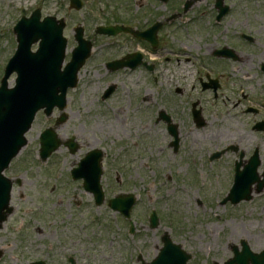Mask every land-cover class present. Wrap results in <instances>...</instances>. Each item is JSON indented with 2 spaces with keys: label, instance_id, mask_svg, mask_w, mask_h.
I'll return each instance as SVG.
<instances>
[{
  "label": "rangeland",
  "instance_id": "obj_1",
  "mask_svg": "<svg viewBox=\"0 0 264 264\" xmlns=\"http://www.w3.org/2000/svg\"><path fill=\"white\" fill-rule=\"evenodd\" d=\"M83 1V9L77 11L69 7V0H0V82L17 48L14 26L21 16H29L38 8L43 16L65 19V35L69 39L66 60L77 45L74 28L78 24L85 27L86 37L94 43L92 56L79 73L78 86L68 93V118L56 130L63 140L75 136L81 149L71 155L62 146L42 162L40 133L53 125L59 112L55 111L51 117L41 112L27 134V146L6 172L10 179H20V184H14L13 210L0 230V264H30L38 258L46 259L48 264H68L69 256L77 264H132L139 254L146 260L152 259L165 231L190 250L199 252L197 264H206L205 259L218 264L226 261L231 244L239 246L242 239L253 251H262L264 194L236 206L222 205L231 185L233 153L227 152L221 160H209L211 153L224 147L222 142L235 143L239 134H246L242 123L221 119L215 127H184L180 149L173 152L166 145L170 138L163 124L154 121L158 108L149 112L148 102L141 100L151 95L154 102L160 101V76L164 68L160 65L147 79L140 69L135 73L109 72L108 61L134 48L125 45L124 38L118 41L95 34L97 26L115 24L119 18L124 23L140 20L142 24L148 19H163L186 0H169L166 4L156 1V7L152 0ZM200 5L201 11L209 10V1ZM197 6L194 10H198ZM254 10L264 12L262 3ZM184 21L185 27L179 28L178 35L173 25L167 32L169 45L178 38L180 49L185 52L177 66L178 79H183L187 90L185 101L201 99L209 112L214 113L209 95L202 94L196 82L199 69L203 73L206 69L200 67L202 62L190 52H195L199 32L194 20ZM200 45L204 47V41ZM150 57L160 63L159 58ZM174 68L171 62L165 79H175L171 76ZM12 77L11 86L15 80ZM155 77L157 82L152 80ZM110 83H115L117 90L103 100V92ZM187 113L184 123L192 125ZM261 135H252L253 142L260 141ZM253 142L250 147L255 145ZM92 148L105 151L103 185L107 197L122 192L138 195L132 216L138 232L130 234L129 222L121 214L107 205L95 206L82 183L71 180V169ZM153 210L160 216L156 229L146 227ZM211 261L209 264H213Z\"/></svg>",
  "mask_w": 264,
  "mask_h": 264
},
{
  "label": "flooded vegetation",
  "instance_id": "obj_2",
  "mask_svg": "<svg viewBox=\"0 0 264 264\" xmlns=\"http://www.w3.org/2000/svg\"><path fill=\"white\" fill-rule=\"evenodd\" d=\"M158 1L163 4L169 2V0ZM205 1H209L208 11H201L200 3L203 0H196L187 3L188 11L178 4L175 11L160 20L149 21L148 19L142 24L140 20L136 19L137 21L132 23H123L140 32L151 29L150 36L155 40L125 33L112 38L118 41L124 38V44L134 48L130 51L133 54L138 50L143 52L136 60L134 69L124 70L135 73L140 69L144 72V79H147L160 65L164 68L165 72L160 76L162 80L160 101L154 102L151 95L143 96L142 101L148 102L149 112L158 108V116L154 121L163 124L164 130L170 138L166 145L171 147L173 152L177 153L180 149L184 127L189 126L190 129L212 127V125L215 127L221 119H236L237 123H242L246 134L243 136L239 134L235 143H221L227 152L233 153L231 155L233 167L229 172L234 178L237 168L243 170L245 167L256 166L255 156H258L255 172L259 176L264 169V12H257L254 9L259 7L260 2L264 7V0ZM153 5L156 7V2ZM196 5H198V10H194ZM145 12L147 13V10ZM185 19L194 20L199 32L195 41L198 44L194 48L195 52H190L199 59V62H202L200 67L206 69L204 73L201 70L198 71L197 80L201 86L200 92L208 93L214 113L209 112L201 99H192L186 102L187 90L184 88L183 79H178L177 66L182 60L181 55L185 52L180 49L181 41L178 38H175L172 45H169L167 31L173 25L175 35H178L179 28L185 27ZM179 20L181 22H176ZM156 24L161 25L153 27ZM203 41L204 47L200 45ZM151 55L159 58L160 63L152 61ZM118 58L119 56L114 60ZM171 62L175 64L171 75L175 79H165L164 75L168 73ZM152 80L157 82L158 78L155 77ZM186 113L192 125L184 123ZM213 130L215 131V128ZM255 133L262 134L263 137L259 144L250 147L253 142L252 135ZM215 140L223 139L215 137ZM132 222L135 224L134 220ZM148 223L146 227L150 228L149 220ZM159 224L160 220L158 226ZM144 234L148 235V233ZM160 243L161 241H159V245H156V250ZM193 253L196 251L193 250ZM143 262L145 259L139 254L133 259L132 264H143Z\"/></svg>",
  "mask_w": 264,
  "mask_h": 264
},
{
  "label": "water",
  "instance_id": "obj_3",
  "mask_svg": "<svg viewBox=\"0 0 264 264\" xmlns=\"http://www.w3.org/2000/svg\"><path fill=\"white\" fill-rule=\"evenodd\" d=\"M72 4L77 8L82 5L78 0H72ZM40 18V10H37L30 18H22L15 27L19 46L16 55L11 59L6 69L0 88V225L7 217L4 210L8 207L12 186L11 181L3 177V169L8 166L12 157L16 156L26 145L24 134L31 127L37 110L46 107V112L49 113L55 105L64 108L67 88L76 85L78 70L84 64L91 50V43L83 39V29L78 27L76 39L79 46L73 52L72 61L63 70L62 65L67 45V40L63 37L65 23L63 20L57 21L54 17H47L43 21H40ZM120 30L130 31L129 28L118 26L98 29L99 32L110 35L116 34ZM38 41H40L39 49L34 53L32 45ZM116 64L113 63L110 66L113 67ZM13 71L18 73V78L16 86L9 88L8 77ZM60 145L61 141L55 132L45 131L41 138L42 158L47 159ZM97 153L99 152L90 153L74 173L85 178V186L96 193L97 202L101 203L104 194L100 186V171L96 174L89 171V164L93 160L92 156H98ZM86 166H88V170L84 171ZM92 180L95 181L93 189L90 187ZM237 184L241 187L242 182L238 181ZM243 184H245L244 181ZM241 191H232L229 198H232L234 202H238L242 198H250L247 195L248 190L244 193ZM245 195L247 196L244 197ZM133 203L132 196L128 197L127 201L111 200L112 207H123L121 211L126 214H129ZM245 249L248 253L243 256L238 254L235 262L246 264L250 259L253 264H264V253L252 254L247 244H244ZM161 257L162 255L153 264H158ZM170 261L172 264L171 259Z\"/></svg>",
  "mask_w": 264,
  "mask_h": 264
}]
</instances>
